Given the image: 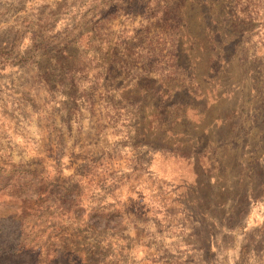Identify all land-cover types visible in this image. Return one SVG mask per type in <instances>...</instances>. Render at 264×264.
<instances>
[{"label":"rangeland","instance_id":"1","mask_svg":"<svg viewBox=\"0 0 264 264\" xmlns=\"http://www.w3.org/2000/svg\"><path fill=\"white\" fill-rule=\"evenodd\" d=\"M0 264H264V0H0Z\"/></svg>","mask_w":264,"mask_h":264}]
</instances>
